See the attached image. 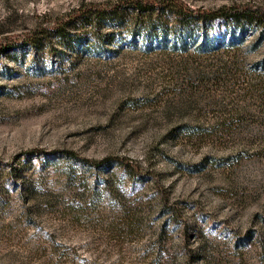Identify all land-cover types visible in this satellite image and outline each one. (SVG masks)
I'll list each match as a JSON object with an SVG mask.
<instances>
[{
	"label": "rangeland",
	"instance_id": "374dc122",
	"mask_svg": "<svg viewBox=\"0 0 264 264\" xmlns=\"http://www.w3.org/2000/svg\"><path fill=\"white\" fill-rule=\"evenodd\" d=\"M117 1L0 0V45ZM183 1L264 8V0ZM256 37L205 55L99 56L57 38L52 52L0 53V264H264ZM70 152L124 160L145 182L131 189L120 165L96 171Z\"/></svg>",
	"mask_w": 264,
	"mask_h": 264
},
{
	"label": "trees",
	"instance_id": "16d2710c",
	"mask_svg": "<svg viewBox=\"0 0 264 264\" xmlns=\"http://www.w3.org/2000/svg\"><path fill=\"white\" fill-rule=\"evenodd\" d=\"M255 35L259 45L264 42V8L261 6L197 10L183 0H118L116 3L84 6L64 21L36 29L22 43L0 45V53L17 47L33 50L42 47L52 52L57 38L58 45L99 56H118L126 49L148 55L154 52L205 55L223 49L233 51ZM258 65L264 71V58L258 61ZM24 157V164H27L31 158L29 154ZM69 157L96 171L108 168L109 161L120 165L123 182L131 189L145 182L146 175L124 160L79 159L71 152ZM21 169L22 165L12 167L14 171ZM104 182L106 192L110 190L109 177ZM94 197L91 195L89 200L93 201Z\"/></svg>",
	"mask_w": 264,
	"mask_h": 264
}]
</instances>
